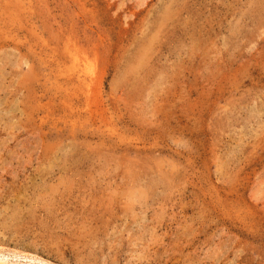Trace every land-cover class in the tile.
I'll use <instances>...</instances> for the list:
<instances>
[{"label": "rangeland", "instance_id": "rangeland-1", "mask_svg": "<svg viewBox=\"0 0 264 264\" xmlns=\"http://www.w3.org/2000/svg\"><path fill=\"white\" fill-rule=\"evenodd\" d=\"M0 264H264V0H0Z\"/></svg>", "mask_w": 264, "mask_h": 264}]
</instances>
